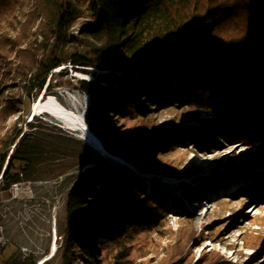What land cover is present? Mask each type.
I'll use <instances>...</instances> for the list:
<instances>
[{
	"label": "trees",
	"instance_id": "16d2710c",
	"mask_svg": "<svg viewBox=\"0 0 264 264\" xmlns=\"http://www.w3.org/2000/svg\"><path fill=\"white\" fill-rule=\"evenodd\" d=\"M34 1L36 34L13 41L1 21L24 10L30 0H0V70L7 58L3 51L15 52V74L27 90L25 100H2L0 90L1 167L21 135L9 133V120L29 113L26 105L33 92H42L48 76L68 63L83 67L86 74L90 72L84 68L108 72L81 80L80 89L90 96L86 122L91 131L108 152L123 159L152 156L166 146L170 134L141 130L121 138L113 132V118L147 115L172 104L179 94L193 110L218 117L199 119L202 127L190 134L191 140L208 146L212 131L223 142L244 138L246 146L264 147V0ZM87 18L93 21H83ZM28 167L11 173L12 163L3 176L4 188L30 179ZM114 170L112 165L88 170L69 194L61 264H95L114 245V263L122 264L132 234L151 231L163 219L162 207L146 197L138 200L129 186H116ZM98 215L104 217L102 222L96 220ZM5 248L0 247V253ZM3 264L29 262L14 253Z\"/></svg>",
	"mask_w": 264,
	"mask_h": 264
},
{
	"label": "rangeland",
	"instance_id": "374dc122",
	"mask_svg": "<svg viewBox=\"0 0 264 264\" xmlns=\"http://www.w3.org/2000/svg\"><path fill=\"white\" fill-rule=\"evenodd\" d=\"M36 7V2L30 0L24 10L1 21L7 38L16 41L22 35L36 34L39 26V22L34 24ZM81 24L82 21L76 24L74 34ZM38 40L41 41V36ZM3 54L7 58L0 70L2 100H25L27 90L22 89L15 74L16 53L3 51ZM73 68L68 63L55 69L42 92L46 88L48 94L72 95L81 106L86 103L89 108L90 96L80 89V81L107 74L84 68L90 72L86 74L81 71L83 67ZM77 73L87 76L77 77ZM33 94L26 105L29 113L15 115L7 124L10 134L21 132L9 151L8 169L12 163L11 173L20 166H29L30 179L16 190L5 189L3 180L0 183V224L8 240L0 253V264L14 253L18 258L27 259L29 264L41 261L61 264L60 249L67 231V198L88 170L106 165L115 167L116 186H129L130 194L139 195L138 200L146 197L150 203L163 208V219L155 229L132 234L125 244L128 257L122 264H158L159 261L165 264H264V147L246 146L244 138L239 142H223L222 136L212 131H209L212 136L209 141L217 142V146L213 143L201 146L197 140H191L190 134L202 127L199 119L218 117L214 112L193 110L188 106L187 97L179 94L172 104L153 108L147 115L113 118V132L121 138L131 137L141 130L148 134L162 131L161 135L170 134L163 149H156L150 157L127 160L129 163L124 164L121 158L102 155L74 132L61 129L47 117L31 122L32 104L41 92L35 90ZM192 114L194 117L190 116ZM183 130L186 135L179 134ZM16 156L25 157L29 162L16 160ZM222 183L218 193L203 194L209 187ZM103 218L98 215L96 220L102 222ZM116 246L109 252L104 251L95 264H115Z\"/></svg>",
	"mask_w": 264,
	"mask_h": 264
},
{
	"label": "bare ground",
	"instance_id": "6f19581e",
	"mask_svg": "<svg viewBox=\"0 0 264 264\" xmlns=\"http://www.w3.org/2000/svg\"><path fill=\"white\" fill-rule=\"evenodd\" d=\"M86 76H87L86 74L77 73V77L85 78ZM58 96L67 99L66 101H61ZM58 96L48 94V91L45 88V90L41 92V94L32 104L31 115H30L31 122H34L36 119L43 120L44 119L43 117H47L49 118L50 121L57 122L59 126L61 124L63 126L61 128H63L64 130L74 132L76 134V137L84 141L87 145H92L96 147V149L101 153L104 152L102 142L98 137H96L93 134V132L91 131V129L89 128L86 122V113L88 109L87 104L84 103L81 106L74 96L70 95L69 97V95H67L66 93H64V95L59 94ZM59 120L63 121V123L60 122ZM262 155L264 157V153ZM106 156L108 157V155ZM123 162L124 164L129 163L126 162V160H123ZM8 166H9V161H6V171L8 169ZM223 185L224 184L222 183L211 186L206 191H204L203 194L214 195L218 193V191L223 187ZM52 252L54 254L55 247L52 249ZM43 263L44 261H41L39 264H43ZM158 264H165V263L163 261H159Z\"/></svg>",
	"mask_w": 264,
	"mask_h": 264
},
{
	"label": "built area",
	"instance_id": "2783aa9c",
	"mask_svg": "<svg viewBox=\"0 0 264 264\" xmlns=\"http://www.w3.org/2000/svg\"><path fill=\"white\" fill-rule=\"evenodd\" d=\"M9 155L7 156L4 164L2 165L1 167V157H0V183L2 182L3 180V176L6 172V161H9ZM23 182L21 183H18V184H14L11 186V188L14 190H16L17 188L20 187V185L22 184ZM8 245V240L5 238L4 236V233H3V230L1 229V224H0V247H6Z\"/></svg>",
	"mask_w": 264,
	"mask_h": 264
},
{
	"label": "water",
	"instance_id": "95a60500",
	"mask_svg": "<svg viewBox=\"0 0 264 264\" xmlns=\"http://www.w3.org/2000/svg\"><path fill=\"white\" fill-rule=\"evenodd\" d=\"M73 69H81V68H78V67H74ZM76 72V71H75ZM105 73V72H104ZM106 73H108V72H106ZM55 119V118H54ZM56 120H58V119H56ZM60 122H62L63 123V121H61V120H59ZM60 128L61 127H63L61 124H60V126H59ZM90 128V127H89ZM61 129H63V128H61ZM94 134V133H93ZM95 135V134H94ZM96 136V135H95ZM97 137V136H96ZM91 147H93L94 149H96V147H94V146H92V145H90ZM103 148H104V152H100L102 155H108V157H111V158H113V159H118V158H121V157H119V156H117V155H114V154H112V153H110V152H108L106 149H105V147L103 146ZM96 151H98L97 149H96ZM99 152V151H98ZM105 153V154H104ZM123 158H121V160H122ZM120 160V159H119ZM123 160H126V159H123ZM127 161V160H126ZM143 172L144 173H146L145 172V170H143Z\"/></svg>",
	"mask_w": 264,
	"mask_h": 264
}]
</instances>
